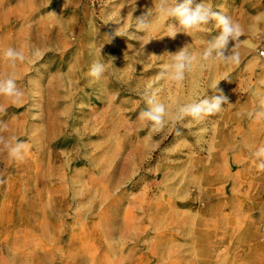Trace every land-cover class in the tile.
I'll return each instance as SVG.
<instances>
[{"label": "rangeland", "instance_id": "obj_1", "mask_svg": "<svg viewBox=\"0 0 264 264\" xmlns=\"http://www.w3.org/2000/svg\"><path fill=\"white\" fill-rule=\"evenodd\" d=\"M207 2L255 47L172 82L159 78L169 54L202 52L214 22L173 38L154 0H0V78L24 93L0 96V134L27 146L22 162L0 152V264H264V172L252 156L264 120L237 116L264 96V19L249 31L264 0ZM147 12L151 31L137 32L133 17ZM9 47L25 60L10 64ZM217 81L230 105L216 115L158 132L139 119L146 93L175 111Z\"/></svg>", "mask_w": 264, "mask_h": 264}, {"label": "clouds", "instance_id": "obj_2", "mask_svg": "<svg viewBox=\"0 0 264 264\" xmlns=\"http://www.w3.org/2000/svg\"><path fill=\"white\" fill-rule=\"evenodd\" d=\"M133 4L136 7V0H133ZM152 10L154 15L159 16L166 22L168 37L174 38L180 32L190 36L197 31L209 32L210 29L207 26L212 22L218 30V34L207 40L206 47L198 54H194L190 50V45H185L176 53L169 54L171 62L163 66L159 78L180 82L185 78V74L193 69V66H198L203 70L213 64H223L225 66L238 64L241 59L240 45L243 44L248 48L255 47L252 40L240 39L246 35L245 28L240 22L215 11L212 4L207 0H201L199 3H196V0H154ZM51 14L55 15L52 12ZM262 19L264 17L257 16L255 23L250 26L249 31L253 36L260 32L258 24ZM168 21L172 22L167 23ZM133 22L137 32L149 33L151 31L152 24L149 12L139 17H133ZM119 36H124V34ZM153 39L156 38L153 36L149 42ZM230 42H234L231 48H229ZM102 48L100 49V55ZM32 55H40L39 50L33 51ZM3 56L13 66L17 61L23 62L25 60L23 51L12 47L5 49ZM105 71V63L96 61L92 64L88 75L94 82L99 83L103 80ZM219 82H214L205 90L202 96H194L189 102L178 105L175 111H169L167 106L158 100L155 92L146 93L143 97L146 107L139 113V119L146 124L150 123L154 132L160 131L167 122L178 123L191 118V121L199 123L206 117L220 113L224 108L223 105H230L228 98L217 87ZM208 90H212L217 94L208 96ZM256 95L257 107L252 110L238 112V117L257 122L264 120V96L258 93ZM0 96L8 97L12 103H16L23 98L24 93L17 87L14 76L0 78ZM3 111H6V108L0 105V112ZM26 148V144L17 137L0 134V152L6 151L11 160L22 162L25 158ZM252 156L257 171L264 172V146L258 147L252 153Z\"/></svg>", "mask_w": 264, "mask_h": 264}]
</instances>
